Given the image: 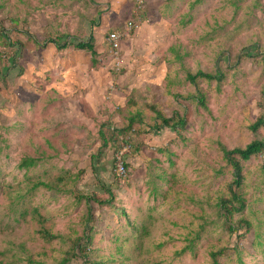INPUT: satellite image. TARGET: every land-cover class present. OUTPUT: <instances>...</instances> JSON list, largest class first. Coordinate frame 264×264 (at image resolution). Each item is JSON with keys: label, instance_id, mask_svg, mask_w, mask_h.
<instances>
[{"label": "rangeland", "instance_id": "obj_1", "mask_svg": "<svg viewBox=\"0 0 264 264\" xmlns=\"http://www.w3.org/2000/svg\"><path fill=\"white\" fill-rule=\"evenodd\" d=\"M89 32L96 64L48 41ZM199 69L223 78H185ZM151 106L183 116L182 131L153 127ZM260 115L264 0H0L2 264H213V251L264 264V152L242 162L232 221L249 225L230 234L218 206L233 178L222 147L264 136L248 128ZM87 235L86 256L62 263Z\"/></svg>", "mask_w": 264, "mask_h": 264}, {"label": "trees", "instance_id": "obj_2", "mask_svg": "<svg viewBox=\"0 0 264 264\" xmlns=\"http://www.w3.org/2000/svg\"><path fill=\"white\" fill-rule=\"evenodd\" d=\"M27 34H28L27 37L31 38V35L29 33ZM2 36H3V33H2ZM62 36L57 37V38H50L48 39V41L53 43L56 49L58 50L65 49L67 47H73L75 49L88 52L91 56L92 64H96L97 51L94 45V37L90 32H89L88 37L85 39L84 38L78 39L74 37L72 38V40L71 39L69 40L68 35H65L66 37H68V39L66 37L62 38ZM6 44L14 46L15 53H20V50H21L20 43L10 42L8 40ZM35 44L37 45L38 43H35ZM251 50L253 49L251 48ZM251 50H250V53L248 52L241 53L240 56L250 57L252 55ZM245 51H248V49H245ZM10 61L11 62L13 61L12 56L10 57ZM4 69L7 70L8 67H4ZM185 78L191 83H195L196 80L202 78L207 81L216 80L217 84H219V82L223 78V75L221 71L219 70H216L215 72L212 73V72H204L199 69L194 73L187 72ZM193 98L201 106H205L204 95L202 94V92H197L196 95H193ZM151 109L154 112V117L156 118V120L157 121L159 120L153 125V127H156L158 129H160L161 127H166L170 130L175 131L177 134H179L184 128L185 118L183 116L175 114L171 117H166L156 107L151 106ZM132 122L133 121L131 119L129 125H127L125 128L119 129L117 133L125 134L126 131L129 130ZM260 127H264V116L263 115L258 116L248 126V128L254 133H256L257 129ZM101 137L103 138L102 139L103 145H105L106 139L102 135V133H101ZM222 152H223L224 158L226 159V161L232 168L233 178H232L231 184L229 185L230 197L221 198L218 203L219 204L218 206H219L221 215L225 219L229 233L233 234L234 232L238 230L240 226H243L242 224L249 225V222L244 219H237V223H238L237 226H235V223L232 221L233 215L235 213L241 212L245 207L244 199L242 198V195L239 192L243 186V178H244L242 174V162L249 160L254 155L264 152V136H258V137L256 136L254 139H252L250 142L245 144L243 147L240 146V147L226 148L225 146H223ZM35 164H36V159L28 157V158H23L19 166L28 168ZM124 166L126 167V163L124 164ZM44 184H45L44 182L39 181L34 186L44 185ZM81 197L85 198L86 200L94 199V200H97L98 202H101L94 195L93 196L81 195ZM106 201L109 202L110 200L107 199ZM39 232L43 237L48 238V239H53L56 236V235H51L49 231L44 228L39 229ZM86 238L87 239L84 242L82 240L77 241L76 244L73 245L74 249L71 252L68 251L69 256L64 257L61 262L65 263L68 261H72L71 259L75 260L78 254L81 255L82 257H85L87 254L85 253V247L88 246L89 244L88 241L90 240V236L87 235ZM219 254H221V251H213L210 253V256L212 257V260H213V264H218L216 257ZM0 264H2L1 260H0ZM71 264H75V263H73L72 261Z\"/></svg>", "mask_w": 264, "mask_h": 264}, {"label": "built area", "instance_id": "obj_3", "mask_svg": "<svg viewBox=\"0 0 264 264\" xmlns=\"http://www.w3.org/2000/svg\"><path fill=\"white\" fill-rule=\"evenodd\" d=\"M125 29H128V25L125 26ZM121 34L117 31H112L107 34V39L109 40V43L112 47V50H114V53H117L118 46L120 43ZM120 157L118 156V160ZM126 168L122 162H118L116 165V172L118 175H125Z\"/></svg>", "mask_w": 264, "mask_h": 264}, {"label": "clouds", "instance_id": "obj_4", "mask_svg": "<svg viewBox=\"0 0 264 264\" xmlns=\"http://www.w3.org/2000/svg\"><path fill=\"white\" fill-rule=\"evenodd\" d=\"M112 32V31H111Z\"/></svg>", "mask_w": 264, "mask_h": 264}]
</instances>
